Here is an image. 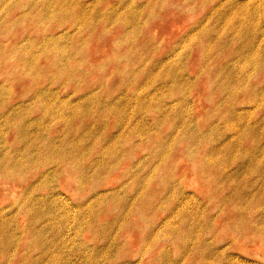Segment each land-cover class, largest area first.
I'll return each mask as SVG.
<instances>
[{"label": "rangeland", "instance_id": "obj_1", "mask_svg": "<svg viewBox=\"0 0 264 264\" xmlns=\"http://www.w3.org/2000/svg\"><path fill=\"white\" fill-rule=\"evenodd\" d=\"M0 264H264V0H0Z\"/></svg>", "mask_w": 264, "mask_h": 264}]
</instances>
